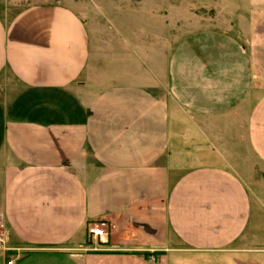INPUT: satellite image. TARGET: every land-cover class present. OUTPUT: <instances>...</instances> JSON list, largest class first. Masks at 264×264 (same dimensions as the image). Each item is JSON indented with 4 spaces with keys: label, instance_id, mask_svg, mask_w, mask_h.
I'll return each instance as SVG.
<instances>
[{
    "label": "crops",
    "instance_id": "0c3cea01",
    "mask_svg": "<svg viewBox=\"0 0 264 264\" xmlns=\"http://www.w3.org/2000/svg\"><path fill=\"white\" fill-rule=\"evenodd\" d=\"M16 1L0 0V264H264L238 176L171 163L188 145L228 163L238 143L264 165V0H225L231 26L168 35L95 90L80 17ZM101 222L106 245L87 235Z\"/></svg>",
    "mask_w": 264,
    "mask_h": 264
},
{
    "label": "rangeland",
    "instance_id": "374dc122",
    "mask_svg": "<svg viewBox=\"0 0 264 264\" xmlns=\"http://www.w3.org/2000/svg\"><path fill=\"white\" fill-rule=\"evenodd\" d=\"M44 4H59L72 10L88 28L94 52L91 68L96 69L90 72L91 88L94 90L104 85L124 84L119 81L126 77L121 68H130L132 63L138 64L132 59L134 51L144 53L148 50L161 57L168 44V35L173 42L184 32L199 27L225 28L237 20L222 17V14L227 15L233 9L232 2L225 0H17L14 3L17 9ZM258 52L262 63V49ZM132 75L140 74L134 71ZM113 78H116V82ZM172 111L171 115L176 122L183 126L188 124L187 115L174 104ZM231 147L234 152L224 156L230 158L228 163L216 160L200 162L195 156L201 148L189 145L177 147L180 153H174L171 163L181 170L207 163L232 170L247 189L250 207L247 239L250 236L252 248L262 249V242L258 241L264 237V165L252 152L247 155L245 146L235 143ZM203 149L204 152L211 151L208 146ZM215 155L213 152V157ZM179 158H186L187 161H178ZM254 244L258 247H253ZM251 259L254 260L251 264H262V257L252 256Z\"/></svg>",
    "mask_w": 264,
    "mask_h": 264
},
{
    "label": "built area",
    "instance_id": "2783aa9c",
    "mask_svg": "<svg viewBox=\"0 0 264 264\" xmlns=\"http://www.w3.org/2000/svg\"><path fill=\"white\" fill-rule=\"evenodd\" d=\"M87 235L91 242H96L98 245H106V225L104 223H99L95 226H89L87 228ZM3 245V241L0 237V247Z\"/></svg>",
    "mask_w": 264,
    "mask_h": 264
},
{
    "label": "water",
    "instance_id": "95a60500",
    "mask_svg": "<svg viewBox=\"0 0 264 264\" xmlns=\"http://www.w3.org/2000/svg\"><path fill=\"white\" fill-rule=\"evenodd\" d=\"M145 230H146V232H148V233H152L150 230H148V228H146L145 227Z\"/></svg>",
    "mask_w": 264,
    "mask_h": 264
}]
</instances>
